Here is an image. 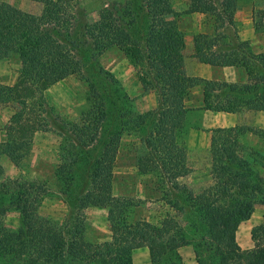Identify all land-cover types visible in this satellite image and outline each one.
Here are the masks:
<instances>
[{"label": "trees", "instance_id": "1", "mask_svg": "<svg viewBox=\"0 0 264 264\" xmlns=\"http://www.w3.org/2000/svg\"><path fill=\"white\" fill-rule=\"evenodd\" d=\"M37 1L43 4L40 16L0 2V61L12 55L21 60L16 83H0V104L14 105L6 128L7 139L0 143V157L7 156L16 167L24 165L35 133L48 129V118L42 115L48 110L44 93L49 85L66 75H80L81 64L95 59L97 51L102 54L118 45L136 46L138 52L148 49L151 81L143 78L141 83L145 90L148 83L154 85L159 105L145 114L126 107L120 115L128 120L119 121L118 125H132L138 131L143 123L148 127L141 136L147 152L140 156L139 172L154 176L168 188L164 195L176 214L168 213L159 222L138 218L139 203L115 194V167L122 134L108 132L112 124L103 128L105 117L115 121L114 109L106 107L107 101H112L104 95L97 109L84 113L86 119L81 124L71 123L64 132L56 176L62 185L61 194L66 195L75 173L81 175L76 185V206L104 208L112 239L85 242L82 228L74 225L66 233L68 236L64 235L59 230L60 222L40 212L49 195L45 182L20 178L14 180L13 187L0 179V216L10 211L13 203L20 215L17 229L10 234L0 232V264H133V250L143 246L150 249L151 264H184L180 248L186 245L193 246L198 264H264V221L252 229L254 248L244 250L236 242L239 224L250 218L257 203L264 204V176L258 169L264 168V150L242 141L251 128L241 125L213 130L214 186L210 191L192 194L178 182L179 177L191 171L187 165L188 109L184 103L190 88L203 87L206 109L264 111V54L250 52L239 43L228 44V34L200 33L194 37L193 53L200 62L247 68L255 65L256 71H250L254 81L244 83L192 78L185 70L180 11L171 0H139L143 23L134 32L128 6L103 9L101 20L92 23L97 32L83 41L88 42L85 48H79L81 44L75 45L61 30L65 27V14L78 0ZM235 2L189 0V6L181 13L212 14L222 24L233 23ZM257 17L256 29L263 30L264 3ZM215 27L217 31L218 26ZM142 29H146L145 38L141 37ZM252 131L264 143V129ZM102 139L105 148L99 157L86 151ZM11 197L14 202L8 204ZM2 227L0 219V231Z\"/></svg>", "mask_w": 264, "mask_h": 264}, {"label": "rangeland", "instance_id": "2", "mask_svg": "<svg viewBox=\"0 0 264 264\" xmlns=\"http://www.w3.org/2000/svg\"><path fill=\"white\" fill-rule=\"evenodd\" d=\"M14 1L23 7L21 10L26 13L40 16L43 12V4L37 0ZM171 1L174 8L180 11L178 22L180 29L184 32V58L185 54L189 52L186 50V46L190 47L193 43L194 47L195 35L200 33L213 34L215 32L221 36L224 34L230 35L228 44L237 45L239 43L250 52L264 54V29H256L257 13L263 8L264 0H236L235 12L232 17L233 23L225 24L216 21V17L212 14L181 13L189 6V0ZM74 5L76 6L70 12L64 13L68 20L65 21V19L63 21L65 27L61 30L63 34L69 35L70 41L75 45L81 44L79 48L87 47L88 42L85 41L83 43L84 39L88 40L91 34L97 32L92 23L101 20V14H104L101 11L105 8L112 9L116 6H128L129 18L133 19V32L138 31L137 27H140V24L143 23L140 21L143 9H139L141 6V1L139 0H78ZM115 16L118 17V14ZM86 24H91V26L87 27ZM216 25L218 26L217 31ZM57 29L59 30V28ZM143 30L145 31L146 29H142L141 37L145 38L146 35L143 34ZM148 56V49L142 48L141 52H138V48L133 45L114 46L102 54H99L97 51L95 59L81 64L82 73L80 75H78L79 72L66 75L45 89L44 94L48 110L46 113H43L42 117L48 118V129L35 133L30 154L24 165L16 167L7 156L3 155L0 157V172L2 173L0 179L5 184L11 183L14 187V180L20 178L37 179L47 184L48 189H46L49 195L43 200L40 212L45 216H50L52 220L60 222L61 228L59 230H62L66 236H68L66 233L72 230L74 225L75 227L82 228L81 234L85 237V242L102 243L109 241L108 238H110L106 210H99L96 207L81 208V206H76V185L81 175L75 173V178L72 179V187L69 188L66 195L61 194L60 191H63L62 185L56 176V168L60 164V146L63 144L66 136L64 132L68 130L71 123L77 122L81 124L86 119L84 118V113L94 108L97 109L104 95L110 97V101L113 102L108 104L107 101L106 107L107 110L114 109L113 117L115 121L105 117L103 128H108L112 124L113 128H108V132L113 133L114 131L121 132L122 134L114 177L116 195L131 197V193H136L132 198L140 206L136 210L138 218L142 216L158 218L166 216L168 213L176 214L171 205L168 204V196L164 195V190L168 192V188L163 185L161 186L154 176H147L139 172L140 156L144 152H147L141 136L142 133L146 132L148 127L143 123L141 130L138 131L132 125L129 127L121 126V124L118 125L119 121L126 122L128 120V118L122 119V115H120L123 114L126 107H132L135 112L140 114L154 110L147 109L141 113L137 104L139 98L144 95H139V84H142L143 78L151 81ZM8 64H10L13 70L19 66L21 67L20 57L12 55ZM1 66L4 70L1 72L3 76H8L10 70L4 67L7 65L1 64ZM250 69L256 71L255 65H251ZM252 81L254 80L252 79L249 82ZM153 86V84L148 83L146 90L144 89V93L149 94L148 99L150 100L148 102H151V104H154L156 96V90ZM11 105L12 107L14 106L13 104H0V125L4 124L5 130L10 124L11 116L14 114V108ZM117 125L120 127H116ZM6 139L7 135L3 137L0 132V143ZM104 145L105 141L103 139L98 140L97 143L86 151L95 152L99 157L100 152H103L105 148ZM256 148L263 151L264 143L260 141ZM200 154H202L200 158L203 160L206 153L202 152ZM206 164L208 162L205 159V166ZM258 169L261 171L263 167L260 166ZM204 192H207L204 188L193 189L192 194L199 195ZM11 200L14 202V197H11L6 202L10 204ZM10 207V211L0 216L3 224V229L0 231L2 235L10 234L11 230H15L20 226V215L14 210V203ZM254 213L255 218H258L254 220L257 223L259 218L264 215V205L257 203ZM49 247L51 248V246ZM181 252L184 257V264H198L192 245L183 246ZM14 264L24 263L18 262Z\"/></svg>", "mask_w": 264, "mask_h": 264}, {"label": "crops", "instance_id": "3", "mask_svg": "<svg viewBox=\"0 0 264 264\" xmlns=\"http://www.w3.org/2000/svg\"><path fill=\"white\" fill-rule=\"evenodd\" d=\"M0 2H6L19 9H23V7L19 6V4L14 0H0ZM186 50L189 52L188 54H185V70L189 77L230 83H244L251 81L250 71L252 70L250 68L243 66H215L202 63L193 55V43L190 45V47L186 46ZM16 56L18 57V55ZM9 59L10 58L0 61V82L8 85H13L18 79V70L20 66L13 70L10 64H8ZM1 64L7 65L4 67L10 70L8 76H3V74L1 73L2 71H4L2 69L3 65L1 66ZM139 85V95L144 94L137 101L140 112L143 113L147 109H157L159 105L157 92L155 91V102L154 104H151V102H148L150 100L148 99L149 94L144 93L145 90L142 84ZM204 98L205 96L203 87L201 85H196L190 88L188 95L184 99L185 106L188 109V112L186 113V125L188 133L185 136V142L187 146V165L189 166L191 171L188 174L179 177L178 182L182 185H185L191 192L193 191V189L197 190L202 188L206 189V191H210L214 186V180L211 174V138L214 129L230 128L241 125L248 126L251 129L245 134V136L242 138V141L247 146L254 147L257 146V144L260 142V139L258 135H256L254 131H252V129H264V111L248 109L238 112L213 111L205 108ZM12 108H14V106ZM1 125L0 132L2 133L3 137H6L7 134L6 130L4 129L5 125ZM202 152L206 153L204 154V162L200 158V156L202 155L200 153ZM205 159L208 162L206 166ZM260 172L264 176V168ZM130 195L131 197L127 195L123 197L132 198V196L136 195V193H131ZM96 208H98L99 210H105L104 208ZM142 217L146 218L149 221L159 222L164 216L158 218H152L150 216ZM255 219L258 218H255V213L253 211L250 218L242 221L236 231V242L244 250L252 249L255 247V242L252 238V229L264 221V215L259 218L257 223H255ZM109 233L110 238H108V240L112 239L110 230ZM181 250L182 247L180 248V253L183 257ZM132 260L133 264H151L152 260L149 247L143 246L134 249L132 253Z\"/></svg>", "mask_w": 264, "mask_h": 264}]
</instances>
